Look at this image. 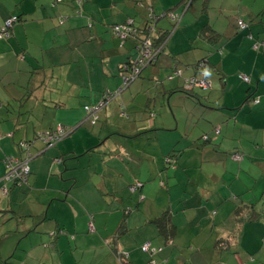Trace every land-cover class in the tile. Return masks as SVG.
I'll use <instances>...</instances> for the list:
<instances>
[{
    "label": "crops",
    "instance_id": "1",
    "mask_svg": "<svg viewBox=\"0 0 264 264\" xmlns=\"http://www.w3.org/2000/svg\"><path fill=\"white\" fill-rule=\"evenodd\" d=\"M10 1L0 0V27L6 19L19 17L9 36L0 39V217L13 202L28 199L34 192V204L45 207L46 214L41 218L45 220L54 199L40 201L39 196L49 191L53 171L61 184L71 181L69 188L67 184L59 187L63 191H57L56 203L72 209L77 218L80 214L74 209L77 203L83 204V221L77 224L75 218L73 231L87 227L94 233L92 243L98 239L96 233L102 239L95 264H150V257L140 249L147 242L154 249L162 248L154 264H264V0H195L176 25L171 14L166 25L160 18L166 12L180 11L182 0H129L125 3L128 8L119 10L112 26L131 22L138 27L137 33L132 27L134 34L120 39L122 44L111 35L118 46L111 48L108 42L104 47L101 30L87 38L83 34L84 20L69 17L74 28H70L73 34L64 56L56 37L61 33L68 36L67 30L46 38L44 34L57 25L47 19L43 0H19L12 8ZM51 13L59 16L55 4ZM149 19L157 22V32H168L165 45L155 63L144 67L135 81L124 86L126 72L121 68L134 58L143 36L139 29ZM237 21L245 25L243 30ZM77 28L83 36L79 37ZM109 28L105 33L110 34ZM157 32L150 36L152 43ZM91 38L98 46L99 71L95 73L88 66L80 70L86 77H80L78 69L73 68L77 44L89 43ZM103 38L109 40L107 35ZM47 50L52 54L47 56ZM111 56H117L113 68L109 66ZM204 58L210 89L183 94V79L194 75L197 62ZM171 70H181L182 77L162 84L161 76H168ZM240 75H246L249 83ZM121 87L114 99L102 102L105 106L95 125L85 120L84 107L98 104L104 92ZM253 98H258V104L252 102ZM58 125L83 130L71 137L70 149H64L65 142L49 147L40 141V134ZM214 129L219 130L216 141L210 137ZM140 134L137 143L144 144L131 143ZM205 134L210 138L206 143L201 139ZM235 152L242 155L241 160L231 159L230 154ZM168 154L176 156L169 159L164 172ZM9 157H28L30 175L22 187L9 184L4 191L1 179ZM66 158H83L88 167L98 169L95 177L85 182L87 194L79 197L77 176L66 174L75 165L66 164ZM39 180H43V189ZM137 185L139 188L131 192L130 188ZM155 187L164 199L157 209L142 213L139 206L133 210L127 203L115 234L108 237L105 209L97 204L110 198L120 202L123 209L120 197L130 201L137 195L138 204L144 202L147 207L158 199ZM120 192L122 195H118ZM222 209L229 218L224 223L217 215ZM114 211L119 210L107 214ZM163 212L169 213L175 226L170 239L159 233L154 222ZM37 224L34 221L33 228ZM55 227L56 235L51 236L53 240L48 236V244L36 245L32 253L29 248L20 251L21 264H28V259L30 264H55L45 257L50 251L60 255L59 264H67L58 239L65 234L58 232L59 225ZM110 243L116 246L110 247ZM80 244L76 242L74 252ZM123 254L126 258H121ZM10 258L1 257L0 264H13ZM73 262L77 264L75 259Z\"/></svg>",
    "mask_w": 264,
    "mask_h": 264
},
{
    "label": "rangeland",
    "instance_id": "2",
    "mask_svg": "<svg viewBox=\"0 0 264 264\" xmlns=\"http://www.w3.org/2000/svg\"><path fill=\"white\" fill-rule=\"evenodd\" d=\"M127 1H129V0H43V4L45 5L44 8H45V13L47 15V19L49 21L55 20L54 21L55 23H53V26L55 27V25H57V27H55L54 31H52V30L47 31L44 35L46 36L47 39H51V36H55V35L59 34L58 31L67 30L68 36L63 35V33H61L60 36L56 37L57 43L60 42V46H61L60 54L62 56L67 55V53L64 52V50L68 46L69 36L73 34V30H71V29L74 28V26L71 27V25H70V23H72V22H70L69 17L70 18H76L77 20L83 19L84 25L82 28H83V34L85 37L88 38L89 35H92L97 30H101V39L104 42L103 46L105 47L106 43L109 42L108 45H110L111 48H114L112 45L118 46V44L115 42L113 43L111 35L115 39L119 40L120 44H122V41L116 35H113L114 34L113 33V26L114 25L112 26V24L115 23L116 19H118L117 15H119V10H121L123 7L128 8L125 5V3ZM17 2H19V0H11L10 1V8H12V5L17 3ZM52 4H55V8L59 9V16L58 17H57V14L51 13ZM5 12L6 11H3L1 13L3 14ZM86 15H88V16H86ZM52 18H54V19H52ZM86 18H87V20H86ZM165 20H168V19L162 18L160 20V21H164V23L162 25H166ZM59 21L62 24L60 26H58ZM108 25H110V28H109L110 34L105 33V30L107 31ZM169 27H170V25H169ZM75 30L79 34V37L83 36V34L80 33L79 28H77ZM35 35H36V33H35ZM106 35L109 36V40H106L105 38H103ZM91 42H93L94 44H91ZM91 42L83 43L81 46H78L80 43L77 44V48H76L77 51L75 52L77 54V56H76L77 62H76V64H74L73 68L78 69V71H79L78 76L80 75V77L83 74H84V76H82V77H86L85 72H83V74H82V73H80V70H85L88 66H92L95 73H97V71H99L98 68L100 65V63H99L100 58L98 57V54H99V51L97 49L98 46L95 42V39L91 38ZM88 44H90V45H88ZM72 48H73V46H72ZM87 53L89 55L90 54H92V55L88 56ZM48 54H52V52L47 50V56H48ZM82 55H83V58H82ZM116 58H117V56H111L109 58L110 68L114 67ZM106 62H107V60L104 63H106ZM166 78H167V76H165V77L161 76V81H168V80H166ZM119 79H121L120 76H119ZM95 80L96 79L94 78V81ZM112 92L113 91H109V94ZM114 98L105 99V97H104V99H102L101 102H106V101L112 100ZM98 104H99V106L97 107L96 114L99 116V113L101 112L102 108H104L105 105H103L100 102ZM86 117L87 116H85V120H86ZM132 119H134V117H132ZM87 120H88V118H87ZM95 123H97V121ZM84 125L85 124H83L81 126V128H84V130H85ZM67 128L70 129V130H68V132L69 131L70 132L68 134L64 135V137L61 138L57 142V145H59V146L63 145V143L65 142L66 143L65 148H64L65 150H67V148L70 149L72 147V145L70 143L71 137L73 135L79 136L80 132L83 131V130H80L79 128L76 130H74L75 128H72V127H67ZM210 137L213 141H216L219 137V134L211 133ZM140 139H141V134L138 137H136V139L134 141H131V143H137L138 141H140ZM75 140H77V139H75ZM77 144H79V143L77 142ZM137 144L142 145V144H144V141H142L141 143H137ZM147 152L150 154L149 149L147 150ZM46 154H48V153H46ZM233 158L234 157L232 156V159ZM49 159H51L50 162L52 163L53 157L50 156ZM65 160H66V164L70 162L69 163L70 165H75L74 168L72 170H69L66 174L67 175L73 174V176H77V186H78V192L77 193L79 194V197L87 194V190H86L87 184H85V182H89L88 179H91L92 175L95 177V175L98 173V169L96 170V167H95V169H93L92 165L90 167H88L87 161L83 158H78V159L71 160V161H70V158H66ZM167 166H168L167 164L164 165V167H163L164 172L168 168ZM146 169H147V166H144L143 175H145L147 173V172H145ZM53 173L54 172L52 171L51 172L52 176H51V179L49 181L50 183L48 186L49 191H47L46 193H41V196H39L40 201H44L47 198L48 199H54L53 205L48 210L47 218L45 220H41V218L43 217V214L44 213L46 214L45 207L41 209V208H39V206H41V205L38 206L37 204H34V201L36 198L34 196L37 194L34 192L31 193L30 198H28V199L23 197L20 200H16L15 202H13L11 204V208L8 209V212H3L4 214H1L2 217H0V241L2 240L4 242H0V261H1V257H4V259H6L7 257L11 256V258H10L11 263L21 264V261H23V260L20 258V255H21L20 251L23 250L24 248H29L30 252L32 253V250H34V248H36V245L38 246L41 243L48 244L49 243L48 236H49V238H51L53 240V237H51V236H53L52 234H54L53 231L56 230L55 225H59V227L61 228V231L63 232V234H65V235H58V239L61 238L62 249H64V251L61 253L63 260H65V262L67 264H73L74 259L77 261V264H95L96 263L97 257H99L98 243L99 242L102 243V239L96 233L95 238L98 237V239L95 241V243H92L94 241V239H93L94 233L89 232L87 227L84 230H79V231H75V232L73 231L74 220H75V218H77L73 214L74 211L72 209L68 208L67 206L64 207L63 205L56 203V201L58 200L57 191L58 190L63 191V189H60L59 187H61V185L66 186V184H67L68 185L67 187L69 188L71 181L62 182V184H61L57 180V176L54 175ZM96 179L97 178H94V180H96ZM154 182L158 186V182L156 180ZM39 184L41 185L40 189H43V187H44L43 180H39ZM109 184H111V183H109ZM158 189H159L158 187H155L153 190L154 195L156 197L158 196V199L155 202L148 203L147 207H146V204L144 202L142 204L141 203L138 204V196L137 195L133 196V198L130 201H127L126 199L120 197L122 199L121 205H122L123 209H121L120 202L113 201L110 198L105 200L104 204L99 202L97 205L99 207H103L105 209L104 210L105 215L107 217V222L109 224L110 231L107 232L108 237L109 236L113 237V234H115V230L119 224V221L121 219L123 211H124L125 207L128 206V204L130 205V207L133 210L136 209L137 206H139L140 211L142 213H144L145 211H148V210L154 211L155 209H157V206H159V204H160V203L158 204V202H162L164 200L163 196L161 197L159 195V193L161 191H158ZM130 190H131V188H130ZM144 190H146V192H148L147 188H144ZM162 191L166 192V190H164V189ZM88 193H89V190H88ZM129 194H131V193H129ZM118 195H122V193L120 192V193H118ZM171 199H173V196L171 197ZM77 204H78L77 208L74 210L76 213L80 214V215H78V218L76 219L77 224H78V222L80 223L81 221H83L81 215L84 216L85 210H84L82 203L79 202ZM95 207H96V205H95ZM115 208H117L119 211H114L112 214H107L109 211H111L112 209H115ZM223 212H224V209H222L220 212L218 211L217 215H218V219L219 220L222 219V221L224 223V221L225 222L229 221V218L227 219L226 216H224ZM100 214H104V213H100ZM34 218H36V219H34ZM34 221L38 222L37 227H35V228H33ZM26 227H28L29 229L26 230ZM80 229H82V228L80 227ZM66 231H68L69 233L66 234ZM37 233H40V234H37ZM55 235H56V233H55ZM79 236H82V239H80ZM74 237H76V239H74ZM124 238L126 241H132V239H130L128 236L127 237L124 236ZM52 240H51V242H53ZM5 241H7V242H5ZM77 241L81 242V244L79 245L80 249L78 251L74 252V247H75ZM262 245H264V243ZM17 246H18V250L14 254L13 249H15ZM111 246H116V245L110 243V247ZM44 247H46V246L44 245ZM145 253L148 254V256H150L149 252H144L142 254H145ZM259 253H260V251H258L254 255V258L257 259L258 258L257 256L259 255ZM142 254H141V256L143 259L144 255H142ZM240 254H242V253L240 252ZM46 256H47V260H50V258H52V261H55V264H59L58 261H59L60 255H57V253L55 251H50L48 253V255H45V257ZM23 258H25V256H23ZM241 258L242 257L239 256V259H241ZM28 260H29L28 264H30V259H28ZM45 261L46 260L44 258L43 262H45ZM242 263H243V261H242Z\"/></svg>",
    "mask_w": 264,
    "mask_h": 264
},
{
    "label": "built area",
    "instance_id": "3",
    "mask_svg": "<svg viewBox=\"0 0 264 264\" xmlns=\"http://www.w3.org/2000/svg\"><path fill=\"white\" fill-rule=\"evenodd\" d=\"M171 17L173 19L174 14H171ZM17 21L18 18L16 16H12L3 22L2 26L0 27V39L7 38L9 36V31L11 30L12 26L17 23ZM130 24L131 22H127L126 25L113 26L114 35H116L119 39H125L127 35H129L131 32L133 33V29L130 27ZM238 24L240 29L245 28V25L242 22H239ZM151 45H152V39H150V36L141 42V48L139 50V53L132 61V67L130 73L125 74V76L123 77L124 86L133 82L143 67L148 65L150 62L155 61L156 55L158 54V49H155ZM201 67L202 65L199 68ZM177 74H179V72H177ZM240 79L246 83H249V78L246 75H240ZM184 85H185V89L187 90L197 88L206 91L210 89V82L206 79V70L203 68L198 77L189 78ZM121 89L122 87L110 94L106 92L107 94L105 96V99L116 97L121 92ZM258 102H259L258 98L253 99L254 104H257ZM98 106L99 104L97 106L84 107V112L87 116L86 120L88 118L89 121L88 120L87 121L90 124L91 123L94 124L98 119V115L96 114V110ZM68 130L70 129H68L65 126L58 125L53 131H48L40 134V140L43 141L46 146L50 147L56 144L61 138L64 137V135L68 134L70 132V131L68 132ZM218 132L219 131L216 130V133ZM24 146L27 147V144L22 145V147ZM30 157L31 156H29V158ZM233 157H234L233 159L235 160H238L240 158L237 155H234ZM29 158L26 157V159L22 160L15 157H9L6 159L5 161L6 172L3 178L1 179V181L3 182L4 191H7L5 187L6 185L9 184L23 185L28 182V178L30 175V170L28 166ZM135 189L136 186H133L131 188V191H134ZM156 250L157 249L152 248L148 242L144 243L141 246V251L143 252H149L153 254L154 252H156Z\"/></svg>",
    "mask_w": 264,
    "mask_h": 264
},
{
    "label": "trees",
    "instance_id": "4",
    "mask_svg": "<svg viewBox=\"0 0 264 264\" xmlns=\"http://www.w3.org/2000/svg\"><path fill=\"white\" fill-rule=\"evenodd\" d=\"M195 0H182V2H181V5H182V8H181V10L180 11H178V12H174L175 14H174V18H173V21L172 22H174V24L176 25V24H178V22H180L181 21V19H182V17H183V15H184V13L188 10V8L191 6V4L194 2ZM149 11H151L150 9H149ZM172 12L173 11H169V12H166V13H164V15H162V17L160 18V19H162V18H167V19H169L170 20V17H169V15L170 14H172ZM18 19H19V17H17ZM159 19V20H160ZM239 22L237 21V26H238V28L240 29V27H239V24H238ZM156 24H157V22H152V21H150V19L146 22V25H145V27L144 28H140L139 29V33L140 34H142L143 36H142V39L140 40V43H139V45H138V47H137V50H136V54H135V56H134V58L132 59V61L135 59V57L138 55V53H139V50H140V48H141V42L144 40V39H147V37H149V36H151V34L154 32V31H156L157 32V28H156ZM117 25H126V23L125 24H117ZM115 26V25H114ZM130 27L132 28H134V30H136V33H137V30H138V27H135L132 23L130 24ZM241 30V29H240ZM243 30V29H242ZM212 32V31H211ZM133 34H134V32H133ZM114 35V34H113ZM167 35H168V32L167 31H161L160 33L159 32H157L156 34H155V39H154V41H153V43H152V47H154L155 49H158V54L156 55V59H155V61L158 59V57H159V55L161 54V52H162V49H163V47H164V45H165V41H166V39H167ZM136 36H138V35H136ZM132 61L130 60L129 62H127L125 65H124V69L123 68H121V70H131V67H132ZM155 61L153 62H150L148 65H146L145 66V68L147 67V66H149V65H152L153 63H155ZM205 63H208L207 61H206V59L204 58V59H201L200 61H198L197 62V64H196V68H195V73H194V75H192V76H190L189 78H193V77H198L199 75V73L202 71V69L204 68V69H206L205 68ZM202 65V67L201 68H199L200 66ZM144 68V67H143ZM142 68V69H143ZM141 69V70H142ZM177 72H179V74H177ZM181 70H171L170 71V74L167 76V78H166V80H170V79H175V78H181L182 76H181ZM189 78H187V79H183V82H182V86H181V92L183 93V94H186V95H189V94H193L195 91H203V90H201V89H197V88H193V89H190V90H187V89H185V82L189 79ZM162 84H163V82L164 81H160ZM206 91H208V90H206ZM106 92H108L109 93V91H106ZM106 92H104V94H103V99H104V97L106 96ZM114 92V91H113ZM204 92V91H203ZM254 99V98H253ZM253 99H252V102H253ZM258 104V103H257ZM98 104H96V105H94V106H97ZM209 109H212L211 107H209ZM97 121H98V119H97ZM96 124V123H95ZM95 124H93V125H95ZM92 125V124H91ZM92 125V126H93ZM219 131V130H218ZM214 133H216V130H215V132ZM217 134H219V132L217 133ZM201 139H202V141L203 142H209L210 141V138H209V136L207 135V134H205V135H202L201 136ZM41 141V140H40ZM234 155H238L240 158L238 159V160H235V159H232V156H234ZM175 156L176 155H172V154H168V155H166V157H164V163L165 164H170L169 162V159H175ZM230 157H231V159L232 160H234V161H239V160H241L242 159V155H240L239 153H237V152H235L234 154H230ZM12 186H13V188H20V187H22V185H17V184H12ZM132 188V187H131ZM137 188H139V186L137 185L136 186V189ZM135 189V190H136ZM134 190V191H135ZM131 191V190H130ZM131 192H133V191H131ZM155 224L158 226V229H159V233L161 234V235H163L164 237H166V238H171L173 235H174V232H175V226L173 225V223L171 222V220H170V216H169V213L168 212H163L159 217H157L156 219H155ZM58 232L59 233H62V231L61 230H58ZM54 234H52L53 236L55 235V233L56 232H53ZM141 249V248H140ZM155 249H157L156 250V252H154L153 254L152 253H150V260H149V263L150 264H154V257L156 256V255H158V254H160L161 252H162V248H155ZM143 252V251H142ZM144 253V252H143ZM121 258H126V256L123 254V255H121Z\"/></svg>",
    "mask_w": 264,
    "mask_h": 264
},
{
    "label": "flooded vegetation",
    "instance_id": "5",
    "mask_svg": "<svg viewBox=\"0 0 264 264\" xmlns=\"http://www.w3.org/2000/svg\"><path fill=\"white\" fill-rule=\"evenodd\" d=\"M125 71L127 72L126 74L130 73V70H125ZM137 77H138V76H137ZM137 77H136V78H137ZM136 78H135V80H136ZM135 80H134V81H135Z\"/></svg>",
    "mask_w": 264,
    "mask_h": 264
}]
</instances>
